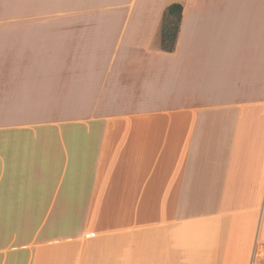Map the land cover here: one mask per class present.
I'll return each mask as SVG.
<instances>
[{"label":"crops","instance_id":"0c3cea01","mask_svg":"<svg viewBox=\"0 0 264 264\" xmlns=\"http://www.w3.org/2000/svg\"><path fill=\"white\" fill-rule=\"evenodd\" d=\"M263 202L264 0H0V264H264Z\"/></svg>","mask_w":264,"mask_h":264},{"label":"trees","instance_id":"16d2710c","mask_svg":"<svg viewBox=\"0 0 264 264\" xmlns=\"http://www.w3.org/2000/svg\"><path fill=\"white\" fill-rule=\"evenodd\" d=\"M183 5L174 3L167 7L161 29V47L166 51H174L181 28Z\"/></svg>","mask_w":264,"mask_h":264},{"label":"rangeland","instance_id":"374dc122","mask_svg":"<svg viewBox=\"0 0 264 264\" xmlns=\"http://www.w3.org/2000/svg\"><path fill=\"white\" fill-rule=\"evenodd\" d=\"M10 238H11V236H8V235H2L1 237H0V245L2 246H7V245H9L10 243H11V241H10ZM18 240L17 241H15L14 242V244H18ZM257 264H261V260H260V258H257Z\"/></svg>","mask_w":264,"mask_h":264},{"label":"built area","instance_id":"2783aa9c","mask_svg":"<svg viewBox=\"0 0 264 264\" xmlns=\"http://www.w3.org/2000/svg\"><path fill=\"white\" fill-rule=\"evenodd\" d=\"M263 209H264V202H263Z\"/></svg>","mask_w":264,"mask_h":264}]
</instances>
